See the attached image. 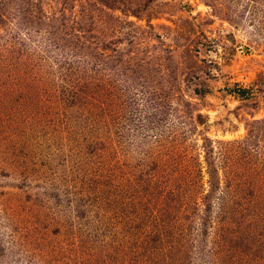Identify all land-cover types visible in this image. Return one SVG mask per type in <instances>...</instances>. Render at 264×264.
Instances as JSON below:
<instances>
[{"label": "rangeland", "instance_id": "1", "mask_svg": "<svg viewBox=\"0 0 264 264\" xmlns=\"http://www.w3.org/2000/svg\"><path fill=\"white\" fill-rule=\"evenodd\" d=\"M122 1L0 0V13L4 9L3 3H7L10 11L3 12L7 20L0 25V43L17 36L19 42L27 41L29 48L37 50L38 58L42 56L44 59L49 55L47 45L52 28H58L55 38L61 43L70 37L75 38L73 35L77 37V34L97 43L104 39L108 43L112 39L115 45L109 47L111 50L108 53L107 47L96 44L99 54L95 65L104 72L102 63L107 61V56L115 55L113 50L116 47L123 50V62H111L115 66L109 76L116 77L113 83L118 89L129 88L125 83L131 85L132 93L128 100L127 96L124 100L116 99L114 103L106 99L101 116L102 131H107L105 120L111 128H115V132L123 126L125 131L131 130L132 134V129L140 126V111L146 105V98L139 92L142 86L146 90L148 87L174 89L165 104L169 107L170 124L178 122V109L180 116L186 119L182 120L186 139L180 145L181 158L178 163L180 169L185 170L187 188L195 189L192 193L198 198L202 187H205L203 185L206 183L205 188L208 187L205 169L203 180L199 178L194 185L188 184V180H194V174L197 178L198 161L204 160L201 135L210 138L217 159L222 161L221 165L217 161L222 178L229 176L233 179L236 175L238 179L245 176L247 179L253 171V162L264 159L263 139H259L260 143L250 149L256 157L242 148L252 122L264 120V0H152L151 4L148 0H134V5L122 3L125 10L128 5L134 8L149 4L141 19L126 16L120 6ZM24 3L31 4L32 11L23 16L15 10L19 11ZM91 9H98L92 20L87 17ZM61 29L64 31L61 32ZM200 39L205 46H200L197 54L191 50L199 46ZM190 55L198 61V66L190 60ZM38 58L32 67L25 70L32 74L36 69L34 73L41 80L40 77H47L48 73L45 74V60L41 62ZM119 71H125L131 80L118 75ZM16 78L0 73V239L4 240L0 244V264H30L22 252L14 257L9 255L12 245L8 244V235L11 230L7 227L3 210L5 208L7 212L9 207V213L18 223L16 239L19 242H26L21 237L33 232L30 240L33 239L37 247L42 243L43 234L46 238L44 242L50 247L55 246L51 253L55 252V248L70 252L74 249L78 256L73 253L71 257L76 263L82 259L80 264H112L113 259L108 258L106 248L99 246L101 241L111 242V220L115 219L109 209L114 198L110 185L106 182L100 184V179L96 177L99 168L96 161L100 158L78 149L77 142L70 141L67 133L55 136L48 128V122L49 118L61 111V103L57 101L59 107L50 106L46 101L49 99L40 96V83L26 82L25 88L15 87L18 84ZM203 84L211 92L199 99L193 95V89ZM8 85L12 88H7V92ZM238 87L252 89L253 98L243 102L234 93L228 92ZM14 88L17 95L9 92ZM48 96L54 101L55 97ZM199 113L207 116L208 120L205 126L196 122L198 128L193 130L188 117L197 119ZM41 116L47 124L44 127L39 126ZM61 146H64L65 152L59 156L57 150L60 152ZM142 148L139 145L138 149ZM162 157L167 161L165 155ZM85 180L86 184L82 183ZM53 186L58 189H53ZM100 186L103 187L101 191L105 189L104 195L99 194ZM57 195L61 198L58 209ZM68 199L74 200L69 202ZM77 200L86 201L84 205L95 219L105 218L104 222L95 220L103 231V237L99 240L90 241L85 236L89 231L86 228L81 230L74 223L77 222L74 221ZM34 230L39 232V238H36ZM97 233L99 231L94 232ZM241 235L245 239L242 238L241 242L246 246L248 244V251H252L251 258L264 264V248L260 246L264 244V233L247 230ZM73 236L77 237L76 242L72 241ZM40 247L44 248L41 252L48 255H42L43 259L31 264H49L55 258L46 250V246ZM239 247L242 248L241 245ZM107 249H110V255L113 251L111 247ZM104 258L107 260L105 263ZM117 258L121 264H128L125 254ZM223 259L229 262L226 264H233L231 259Z\"/></svg>", "mask_w": 264, "mask_h": 264}, {"label": "trees", "instance_id": "2", "mask_svg": "<svg viewBox=\"0 0 264 264\" xmlns=\"http://www.w3.org/2000/svg\"><path fill=\"white\" fill-rule=\"evenodd\" d=\"M123 2L135 4L134 0H123L120 6H124ZM151 2L152 0H148L149 4ZM149 4L134 8L128 5L127 10L122 6L121 8L126 16L141 19L142 14L148 10ZM30 5L25 4L15 12L19 15H27L32 11ZM2 7L4 9L2 8L0 13V25H4L7 20L4 13L10 12L7 3H3ZM95 10L98 9H91L87 14L91 20L94 18ZM116 21L121 23L118 19ZM57 30L58 28H52L49 31V45H47L49 55L44 59L42 56L38 58L37 50L29 48L27 41L19 42L17 36H13L11 41L0 43V73L17 77L19 85L15 87L20 89L22 86L25 88L26 82L40 83L41 88L38 91L41 95H39L48 98L49 100L46 101L50 106L59 107L57 101L61 103V111L49 118L48 128H51L55 136L69 134L70 141H76L78 149L86 150L100 158L96 161L99 165L96 177L100 179V184L106 182L110 185L114 198L109 209L115 219L111 220L113 225L109 232L111 242L101 241L99 246L102 249L106 248L108 258L113 259L112 264H121V260L117 257L124 254L127 256L128 264H226L228 261L223 259L224 257L231 259L233 264H261L255 261L254 257L251 258L252 251L251 249L248 251V244L246 246L241 242L244 239L241 233L247 230L264 233V159L253 162L251 166L253 171L249 173L247 179L246 176L238 179L236 175L233 179L229 176L222 178L217 164L218 161L221 165L222 161L217 159L218 155L210 138L201 135L204 160L198 161L197 178L195 179L194 174V180H188V184L192 186L199 178L203 180L205 169L208 189L205 188V183L203 185L205 187H202L203 191L197 198L192 193L195 189L187 188L185 170L180 169L178 163L181 158L180 145L186 139V133L182 128L186 119L180 116L181 111L178 109V122L170 124L171 115L168 104H165L174 89L148 87L146 90L142 86L143 89L139 92L146 98V105L144 110L140 111L139 122L142 121L140 126L132 129V134L131 130L125 131L123 126L115 132V128H111L105 120L107 131L103 132L101 116L106 99L114 103L116 99L124 100L127 96L128 100L132 93L131 85L125 83L129 88L118 89L113 83L116 77L109 76L115 66L111 65V62L115 64L123 62L125 54L116 47L113 50L115 55H108L107 61L102 63L104 66L102 72L99 66L95 65L99 54L96 44L100 43L107 47L108 53L111 50L109 47L114 46L115 41L110 39L107 43L104 39V41L98 40L97 43L96 40H89L77 34V37L73 35L75 38L70 37L61 43L55 38ZM62 31L64 29H61ZM78 33L80 34V31ZM189 38L191 37L185 39ZM200 46H205L202 39L199 41V46L191 51L198 54ZM36 58L41 62L42 59L45 60V74L48 73L47 77H40L41 80L37 79L38 75L34 73L36 69L32 74L25 70L33 66L32 63ZM190 60L195 66L199 65L191 55ZM26 62H29L28 65ZM118 75L131 80L130 76L125 75V71H119ZM7 88L12 87L10 85L6 87L8 92ZM9 92L17 95L15 88L10 89ZM210 92L205 84L193 89V95L199 99L205 98ZM228 92L234 93L238 100L243 102L253 98V90L250 88L238 87L234 90L229 89ZM48 94L55 97L54 101ZM188 104L192 106L191 103ZM38 120L41 122L39 126L47 125L42 116ZM207 120V116L199 113L197 119L188 117L187 121L190 122L193 130H197L196 122L205 126ZM259 139L264 141V120L252 122L247 138L242 142V148L255 156L250 149L260 143ZM139 145L143 148L138 149ZM64 152V146L60 152L57 150L59 156ZM164 155L167 161L163 160ZM89 162L91 163V160ZM86 182L85 180L82 183L86 184ZM99 188V194L104 195L105 189L101 191L103 187ZM53 189L57 190L58 187L53 186ZM56 197L58 209L61 198L59 195ZM71 200L74 199H68L69 202ZM85 202V200L75 201L77 206L74 221L77 222L74 223L81 230L86 228L89 231V235H85L89 240L94 241L96 238L99 240L103 237V231L95 220L104 222L105 218L92 217L84 205ZM10 209L7 208V212L5 208L3 209L7 218V227L11 230V234L8 235L10 239L8 244L12 245H10V256L14 257L22 252L31 264L39 261L40 258L43 259L42 255H48L46 252H41V249H44L40 247L41 245L46 246V250L55 257L49 264L82 262V259L78 261L79 263H76V260L72 261V254H77L74 249L70 252L55 248V252L51 253L55 246H48L44 242L46 238L43 234L42 243L37 247L33 239L30 240L33 232L21 237L26 242H19V239H16L18 223L9 213ZM235 226H237L236 230ZM58 230L55 232L59 233ZM95 231L99 233L94 234ZM34 234L39 238V232L34 230ZM73 238L72 241L76 242L77 237ZM3 241L0 239V244ZM240 245L242 248L239 247ZM260 246L261 249L264 248V244ZM107 247H111L113 251L110 255V249L108 250ZM37 250L40 252H36ZM36 255H39V258H36ZM106 261L104 258L103 263Z\"/></svg>", "mask_w": 264, "mask_h": 264}]
</instances>
